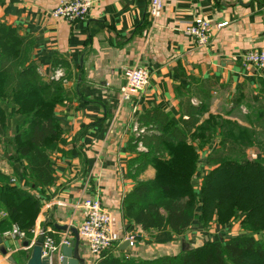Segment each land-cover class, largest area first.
Masks as SVG:
<instances>
[{"label": "crops", "instance_id": "obj_1", "mask_svg": "<svg viewBox=\"0 0 264 264\" xmlns=\"http://www.w3.org/2000/svg\"><path fill=\"white\" fill-rule=\"evenodd\" d=\"M59 1L0 0V21L35 36L32 58L44 79L66 70L60 65L52 72V57L64 58L70 71L64 81L67 99L54 113L63 128V142L51 154L57 179L49 187L31 190L40 203L31 241L43 227L61 237L65 231L53 224L77 229L82 200L98 196L111 213L113 249L121 248L131 234L133 243L123 249L130 255L148 258L155 250L165 255L178 243L181 247L187 231L179 232L183 239L164 230L143 231L123 216L124 195L134 180L153 174L148 169L130 177L129 137L144 133L136 120L152 107L176 120L183 111L180 103L204 100L212 113L235 118L241 106L256 107L257 99L264 103V65L244 66L241 59L245 51L264 50V0H163L155 20L148 14L149 0H94L87 17L73 22L50 16ZM196 17L211 24L206 46L185 32ZM221 22L225 24L217 26ZM128 66L147 67L150 76L140 94L123 100L120 87ZM257 114L263 115L264 109ZM216 146L217 141L202 149L204 167L206 155ZM247 155L264 158L256 146ZM3 165L0 170L8 174ZM9 229L0 233L2 244L23 264L30 248L23 249L22 237H6ZM78 250L89 264L92 256L85 242L80 240ZM4 258L0 254V264Z\"/></svg>", "mask_w": 264, "mask_h": 264}, {"label": "trees", "instance_id": "obj_2", "mask_svg": "<svg viewBox=\"0 0 264 264\" xmlns=\"http://www.w3.org/2000/svg\"><path fill=\"white\" fill-rule=\"evenodd\" d=\"M35 41L34 35L21 34L17 27L0 21V137L23 162L16 182L0 170V233L17 226L27 242L40 209L31 190L49 187L57 179L51 154L63 142V128L54 113L67 99L64 81L70 76L66 60L52 57V72L60 65L66 70L44 79L32 58ZM256 103L257 110L264 109L263 102L257 99ZM180 105L182 115L176 120L157 107L136 120L144 133L128 140L130 177L135 179L148 169L153 174L134 180L124 195V218L143 231L169 234L186 232L201 217L215 216L222 223L236 218L245 233L181 248L176 255L154 260L130 257L116 248L117 256L108 250L95 264H192L198 261L197 254L203 256V264H246L248 256L255 262L264 260V158L247 155L253 146L264 155V114L246 125L226 114L212 113L204 100ZM216 138L218 145L206 155L209 167L198 177V148Z\"/></svg>", "mask_w": 264, "mask_h": 264}, {"label": "built area", "instance_id": "obj_3", "mask_svg": "<svg viewBox=\"0 0 264 264\" xmlns=\"http://www.w3.org/2000/svg\"><path fill=\"white\" fill-rule=\"evenodd\" d=\"M93 3L94 0H60L58 4L51 9L50 16L65 22L84 20ZM162 7L163 0H149V16L153 20L158 18L161 14ZM224 24L225 22H221L217 26H222ZM185 32L192 36L199 46H206L209 44L211 38V24L205 18L196 17L186 25ZM241 59L244 66L261 67L264 65V50L252 49L245 51ZM123 74L124 83L120 87V93L123 100H131L144 90L149 80L150 71L149 68L144 66H128L124 68ZM59 75V70L54 71V77H58ZM138 131H142V129ZM80 206L82 208V221L77 228L79 240L85 242L92 256L89 264H95L101 254L112 248L114 238L111 231V213L102 205L98 196L85 198L82 200ZM39 231L40 229L35 233V238L39 234ZM67 232L68 231L63 232L61 237L58 238L55 237L52 232L43 233L42 254L48 257L50 264H53L54 253L57 252L62 245H69L72 236ZM5 236L8 238H14L16 236L23 238L24 233L20 231L17 226H12L5 232ZM125 239L132 244L134 236L131 234L126 235ZM30 244L24 246L23 249H29ZM114 251L117 252V249L115 248ZM3 263H7L5 258ZM57 264L59 263L57 262Z\"/></svg>", "mask_w": 264, "mask_h": 264}, {"label": "rangeland", "instance_id": "obj_4", "mask_svg": "<svg viewBox=\"0 0 264 264\" xmlns=\"http://www.w3.org/2000/svg\"><path fill=\"white\" fill-rule=\"evenodd\" d=\"M56 108H57V106L55 107V109ZM218 110H221V108H218L217 111ZM257 113H258V110L255 107V105H250V107L247 109H246V107L244 108L243 106H241L240 111H235L233 113L234 114L233 116L235 117L233 119H235V120H237L243 124H246V125H252L251 122H253V118L255 116H257ZM243 114H245V115H243ZM8 139H9V137H8ZM216 141H217V145H218V139L216 138L212 141L210 140L209 141L210 144H208L202 148H198V151H197L198 162H197L196 176H198V177L202 176L206 172L207 168L209 167L208 165H207V167H204L205 166V164L203 163L204 154L202 153V149L210 147V145H212ZM196 143L197 142L194 141V144H196ZM8 147H9V144L5 142V139L0 137V163L2 162L4 164L2 167L5 170H8V174L13 177L14 181H12V180L11 181L16 182L15 179H18L17 175L23 173V167H22L23 162L21 160H18L12 154V151L8 150ZM22 183L23 182H21V184ZM196 190H198V192H199V189H196ZM237 227H238V229H237ZM244 233H245V231L241 227V223L238 219L231 218L228 222L222 223V222H218V220H216L215 216H212L211 218H208V219H205L203 217L198 218L197 222L194 223L187 230V232L184 235L186 237L185 242L187 243V247L192 248V247H197V246L203 245V244L210 242V241L225 240V239H228L230 237L240 236V235H243ZM178 234L179 233H175V236L179 237L178 239H183L182 238L183 236H181V234L180 235H178ZM255 237L258 239L262 238L260 234H255ZM108 250L112 251V252L109 251L108 252L109 254L112 253L114 256L118 255V252H115L113 248L108 249ZM108 250H106L105 252H107ZM180 251H181V247H180V244L178 243V247H177V245H175V249L170 248L169 250H167V255L173 256V255H176L177 253H179ZM161 255H164V253H162L161 251L155 250L154 254L152 255L153 257H148V258L149 259L152 258V260H154ZM129 256L132 257V255H130V254H129ZM197 258H198V261L195 263H192V264H203L200 261L203 258V256H201V254H197ZM247 258H249V259H247L246 264H260V263L264 264V260L260 261V262H255V261H253L252 256H248ZM53 264H57V260L55 258L53 259Z\"/></svg>", "mask_w": 264, "mask_h": 264}, {"label": "water", "instance_id": "obj_5", "mask_svg": "<svg viewBox=\"0 0 264 264\" xmlns=\"http://www.w3.org/2000/svg\"><path fill=\"white\" fill-rule=\"evenodd\" d=\"M53 227L57 229H61L63 231H68L71 234V238L69 241V245H62L60 249L54 253L56 260L59 264H86L84 259L79 255V236L76 228L69 227L67 225H57L53 224ZM50 232L47 230L46 227L40 229L39 234L37 237L32 240L31 242L24 241V246H28L30 243V250L26 254V259L23 264H50L49 259L47 256L42 254V245H43V233ZM129 241L126 240L122 245L121 249L126 248L128 246ZM181 248H187V243L182 240L181 241ZM0 254H2L6 262L8 264H18L16 259L14 258L13 254L8 252L7 246L2 244V240L0 237Z\"/></svg>", "mask_w": 264, "mask_h": 264}]
</instances>
